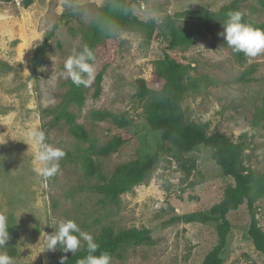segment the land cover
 Listing matches in <instances>:
<instances>
[{"label":"rangeland","instance_id":"rangeland-1","mask_svg":"<svg viewBox=\"0 0 264 264\" xmlns=\"http://www.w3.org/2000/svg\"><path fill=\"white\" fill-rule=\"evenodd\" d=\"M232 1L150 0L137 14L147 20L148 10L162 17L202 9L218 11ZM78 2L83 9L100 14L108 0ZM241 9L249 20L264 24V4L259 0L244 1ZM92 25L67 8L66 0H35L29 8H24L21 0L0 3V212L7 216V243L11 246L0 248V253L12 257L13 264H60V250L46 251L45 239L59 221L72 219L94 238L107 226L117 231H152V245L126 248L111 264H202L217 244L215 227L175 220L210 209L233 183L213 161L209 148L163 155L143 184L122 195L117 204L105 203L93 189L100 181L86 179L76 158L88 145L70 134L64 120L53 123L50 112L63 103L70 80L62 75L64 61L74 49L84 46L83 34ZM51 32L55 35L48 42L45 65L34 68V52ZM222 32L223 27L216 24L213 33L198 35L191 45L172 53L190 66L189 77L197 86L183 100L186 121L207 125L209 135L221 132L235 143H244L243 170L264 174V121L257 127L253 125L256 110L264 100V53L240 63L220 35ZM166 47L158 33L150 41L134 32L121 33L100 95L96 96L95 78L105 65L104 52L94 61L95 78L86 87L84 107H69L75 122L100 144L119 135L135 136L116 153L96 158L100 173L107 177L118 166L154 153L161 144L160 134L151 132L147 125L149 101L140 97L139 81H145L151 90L160 87L153 80L154 66L164 57ZM253 64L258 66L255 80L235 83ZM96 111L123 116L130 124L123 127L115 120H95L92 113ZM31 128L43 130L46 142L66 153L58 173L51 178L38 177L33 171L32 149L25 139ZM188 160L196 163V170L185 181L184 165L191 164ZM192 181L200 184L192 189ZM256 206L264 230V199ZM230 220L233 237L224 264H264V257L248 234L247 207L233 213ZM85 245L82 242L81 248Z\"/></svg>","mask_w":264,"mask_h":264},{"label":"trees","instance_id":"trees-1","mask_svg":"<svg viewBox=\"0 0 264 264\" xmlns=\"http://www.w3.org/2000/svg\"><path fill=\"white\" fill-rule=\"evenodd\" d=\"M12 1L0 0V3ZM244 1L246 0H233L218 11L202 9L175 15L168 14L163 16V23L161 24L155 23L150 18L143 20L137 14V10L148 5L150 0H124L126 4L135 9L134 14L128 15L112 12L108 2L103 7L100 15L111 16L121 26V33L134 32L149 41L158 33L167 44L164 57L157 60L154 66L153 80L158 81L160 87L157 90H151L147 88L145 81H139V95L149 101L147 125L151 132L160 134L161 140L158 150L146 155L142 160L118 166L110 177L100 173L96 158L108 157L116 153L121 147L133 141L135 136L119 135L106 144H100L83 125L77 124L75 116L69 111V107L73 105L79 109L84 107L86 102L85 86H76L69 80L63 103L50 112L54 115L53 123L58 124L64 120L69 126L70 134L79 142L88 145L81 150L76 158L81 164L86 179L97 178L100 181V184L93 189L103 196L105 203L117 204L122 195L132 192L137 186L143 184L163 155L189 154L199 150L202 146L209 148L212 151L213 161L222 170L223 175L231 178L233 183L225 189L222 200L210 209L185 214L175 220L185 224H202L215 227L217 244L206 255L202 264H224V254L233 237V225L230 217L244 206L247 207L249 217V237L256 251L264 257V230L259 224L256 206L259 200L264 199V174L243 170V159L246 151L244 143H235L221 132L209 135L207 125H198L186 121L183 100L186 93L195 90L197 86L189 77L190 66L181 63L172 53L191 45L198 35L213 33L216 24L223 27L229 12H241L244 22L264 30V24L254 23L244 14L241 9ZM259 1L264 4V0ZM34 2L35 0H21L24 8H29ZM54 35L55 32H51L46 41L36 48L32 58L34 68L45 65L48 42ZM119 38L106 36L96 24H93L83 34L84 45L93 51L95 60L100 52L106 54L105 65L95 78L96 96H99L102 91L104 76L111 66L113 52L117 47ZM234 55L240 63L247 59L243 53H234ZM257 71L258 66L256 64L250 65L234 82L237 84L251 83L255 80L254 75ZM92 116L98 121L115 120L123 127L130 124L125 117L106 111L93 112ZM263 121L264 100L262 107L256 110L253 125L257 127ZM68 155L72 156L69 153ZM187 162L191 164L184 165L187 173L185 181L193 177L196 170L194 161L188 160ZM199 184L192 181L189 186L195 189ZM94 239L100 246L95 255H99L101 251H106L111 254L112 259L120 256L126 248L154 243L152 231L146 228L117 231L114 227L107 226ZM10 247V244L7 243L3 248L9 249ZM59 250L61 258L67 257L65 264H77L79 259L88 255L86 245L80 248L75 255Z\"/></svg>","mask_w":264,"mask_h":264},{"label":"clouds","instance_id":"clouds-1","mask_svg":"<svg viewBox=\"0 0 264 264\" xmlns=\"http://www.w3.org/2000/svg\"><path fill=\"white\" fill-rule=\"evenodd\" d=\"M108 4L111 11L117 14L128 15L135 12V9L124 0H108ZM66 7L81 14L85 23L96 24L106 36L119 38L121 35V26L111 16L93 14L83 9L78 0H66ZM145 14L155 23H163V17L159 12L148 10ZM220 35L234 53H243L245 57L251 58L264 53V30L244 22L243 14L239 11L228 13ZM94 61V53L87 45L79 50L74 49L64 61L62 75L76 86L87 87L95 78ZM25 139L32 149V165L36 175L44 179L55 176L60 169V161L66 155L65 151L47 143L45 132L37 128L29 129ZM8 228L7 216L0 212V248L5 247L9 241ZM82 242L86 244L88 255L79 259L77 264H111V254L101 251L99 255H95L100 247L99 244L91 234L82 231L72 219L59 221L55 230L47 234L44 246L46 251L59 248L65 253L72 252L75 255L80 250ZM66 260V256L62 257L60 264H65ZM0 264H13V259L6 253H0Z\"/></svg>","mask_w":264,"mask_h":264}]
</instances>
